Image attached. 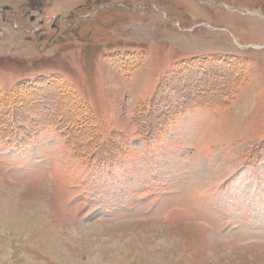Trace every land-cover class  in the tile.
Returning <instances> with one entry per match:
<instances>
[{"label": "rangeland", "instance_id": "rangeland-1", "mask_svg": "<svg viewBox=\"0 0 264 264\" xmlns=\"http://www.w3.org/2000/svg\"><path fill=\"white\" fill-rule=\"evenodd\" d=\"M0 264H264V0H0Z\"/></svg>", "mask_w": 264, "mask_h": 264}, {"label": "trees", "instance_id": "trees-1", "mask_svg": "<svg viewBox=\"0 0 264 264\" xmlns=\"http://www.w3.org/2000/svg\"><path fill=\"white\" fill-rule=\"evenodd\" d=\"M164 89H165V87H164ZM163 93H164V91H162L160 93V95L158 94V97H156V99H154V101H155L154 103L156 104L157 107L165 106V104H167L164 101ZM166 95H167V93H166ZM182 104L183 103H181V105H175L173 103L172 107L169 106L168 117L169 118L171 117L170 119H172V117H174V116H177L182 110H184ZM175 113H176V115H175ZM166 119H167V117L165 118V120H163V123H165ZM8 134H10V133H8ZM14 134H16V133L10 134L11 136L9 135L11 140L13 142H17L18 144L22 145L20 136L19 135H14ZM153 134L151 132H148V133H146V136L147 135H151L152 137L151 136L150 137H151V140H152V139L155 138V136ZM147 137L149 138V136H147ZM109 161H112V159L110 160L109 158H99L98 161H95V163H106V162H108L107 164H109Z\"/></svg>", "mask_w": 264, "mask_h": 264}]
</instances>
